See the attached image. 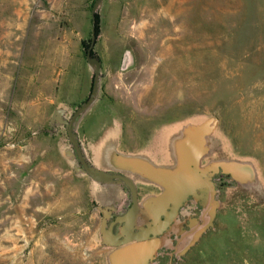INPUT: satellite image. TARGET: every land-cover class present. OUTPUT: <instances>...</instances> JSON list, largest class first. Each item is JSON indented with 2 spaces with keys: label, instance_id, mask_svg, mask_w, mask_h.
<instances>
[{
  "label": "rangeland",
  "instance_id": "1",
  "mask_svg": "<svg viewBox=\"0 0 264 264\" xmlns=\"http://www.w3.org/2000/svg\"><path fill=\"white\" fill-rule=\"evenodd\" d=\"M93 2L0 0V264L117 262L54 122L90 90ZM95 15L87 110L120 123L123 152L159 155L183 129L216 121L200 164L219 172L189 199L202 223L182 235L175 221L147 245L148 264H264V0H101Z\"/></svg>",
  "mask_w": 264,
  "mask_h": 264
},
{
  "label": "water",
  "instance_id": "2",
  "mask_svg": "<svg viewBox=\"0 0 264 264\" xmlns=\"http://www.w3.org/2000/svg\"><path fill=\"white\" fill-rule=\"evenodd\" d=\"M101 0H94L90 16V38L85 50V62L92 67V78L87 98L75 108L69 119L63 118V110L54 112V122L61 126L66 135L73 154L76 159L75 172H82L87 178L98 183L115 182L121 184L128 195V205L122 215L116 216L113 222L106 224L110 214L105 209H100L101 216L99 235L101 245L117 248L116 264H148L151 256L147 247L154 239L161 235L170 226L189 197L201 200L206 192L208 180L219 172L217 165L201 166V159L207 153L205 138L214 129L216 121L209 118L196 126L183 129V138L176 141V150L179 158V169L175 172L153 169L149 175L153 180L164 186V191L150 200L149 206L153 212V218L140 228L134 227V218L137 210L136 188L128 177L118 174L104 172L90 166L83 158L77 134L74 126L77 118L92 103L96 94V85L100 61L92 56L95 42V10ZM201 179V180H200ZM211 212L210 218L212 219ZM114 224L120 225L119 234H114L111 228ZM150 250V249H149Z\"/></svg>",
  "mask_w": 264,
  "mask_h": 264
},
{
  "label": "crops",
  "instance_id": "3",
  "mask_svg": "<svg viewBox=\"0 0 264 264\" xmlns=\"http://www.w3.org/2000/svg\"><path fill=\"white\" fill-rule=\"evenodd\" d=\"M81 134L80 150L84 160L104 172L122 174L133 182L137 194L134 227L140 228L153 218L149 202L164 191L153 180V169L175 172L179 169L176 143L169 142L159 155L123 152L120 149V123L105 111L85 110L76 120ZM89 179V178H88ZM89 197L99 212L122 215L128 205V195L121 184L98 183L89 179Z\"/></svg>",
  "mask_w": 264,
  "mask_h": 264
},
{
  "label": "flooded vegetation",
  "instance_id": "4",
  "mask_svg": "<svg viewBox=\"0 0 264 264\" xmlns=\"http://www.w3.org/2000/svg\"><path fill=\"white\" fill-rule=\"evenodd\" d=\"M228 177L225 175H217L216 177V181L217 183H222V181H225ZM190 197L186 200V202L183 204V206L178 210L177 215L175 216V218L172 220L170 226L166 229V231H164L161 235H159L158 237L162 236L163 234H165L169 228L172 227V225H174L175 221L178 222V227H179V231L181 232V234H187V232L189 231V227L193 226V224H201L202 220L199 219V215L201 214V207L199 206L198 201H193L190 202L189 201ZM189 202L190 206L186 207L185 205ZM186 209V211L184 213H182V210ZM214 213V210L212 211H208V215ZM100 216V214H99ZM116 217V215H110L109 218L106 221V224L108 225L109 223L113 222L114 218ZM101 219V216H100ZM111 231L114 234H119L120 231V225L114 224L111 228ZM149 263V262H148Z\"/></svg>",
  "mask_w": 264,
  "mask_h": 264
},
{
  "label": "trees",
  "instance_id": "5",
  "mask_svg": "<svg viewBox=\"0 0 264 264\" xmlns=\"http://www.w3.org/2000/svg\"><path fill=\"white\" fill-rule=\"evenodd\" d=\"M97 19H98V17H97V15H95V35L97 34ZM89 43V42H88Z\"/></svg>",
  "mask_w": 264,
  "mask_h": 264
},
{
  "label": "bare ground",
  "instance_id": "6",
  "mask_svg": "<svg viewBox=\"0 0 264 264\" xmlns=\"http://www.w3.org/2000/svg\"><path fill=\"white\" fill-rule=\"evenodd\" d=\"M200 180H201V179H200ZM152 250H153V248H151L150 250L148 249L147 251L152 252Z\"/></svg>",
  "mask_w": 264,
  "mask_h": 264
}]
</instances>
